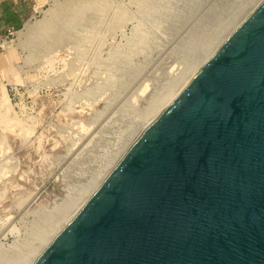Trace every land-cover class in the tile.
<instances>
[{"label":"water","instance_id":"obj_1","mask_svg":"<svg viewBox=\"0 0 264 264\" xmlns=\"http://www.w3.org/2000/svg\"><path fill=\"white\" fill-rule=\"evenodd\" d=\"M35 264H264V0Z\"/></svg>","mask_w":264,"mask_h":264},{"label":"rangeland","instance_id":"obj_2","mask_svg":"<svg viewBox=\"0 0 264 264\" xmlns=\"http://www.w3.org/2000/svg\"><path fill=\"white\" fill-rule=\"evenodd\" d=\"M24 1L25 21L30 25L53 9H62L64 19L77 11L85 16L90 6L108 11L113 5L111 0ZM124 22L110 24L93 48L77 36L71 47L67 37L56 35L46 45L25 50L18 41L23 28L13 31L0 23L1 248L23 243L41 215L58 214L88 188L129 134L130 121L121 113L133 95L136 93L133 100L142 102L141 107L156 93L158 76L163 83L179 40L163 48L164 41L156 44L162 40L154 36L144 54L128 53L132 64L134 61L131 67L143 68L137 86L128 91L122 86L129 79L121 80L116 71H108L113 56L127 52L132 26Z\"/></svg>","mask_w":264,"mask_h":264},{"label":"bare ground","instance_id":"obj_3","mask_svg":"<svg viewBox=\"0 0 264 264\" xmlns=\"http://www.w3.org/2000/svg\"><path fill=\"white\" fill-rule=\"evenodd\" d=\"M262 1L111 0L113 5L112 7H107L108 11H104L103 7L100 6H90V11L86 13L87 15L82 16L77 11L71 17L64 18L65 20L63 19L64 15L60 12L62 9H53L47 12L40 22H35L33 25L27 24L18 32L19 45L24 50L38 45H46L47 41L53 40L56 35H60L62 38L67 37L66 41L71 47H73V40L77 36V39H85V42L91 44L90 47L93 48L95 44H99V38L101 39L107 33L110 24L128 22L132 26V35L125 46L127 47V52L113 56L110 70H108L110 72L116 71L115 73L120 74L121 80L129 79L122 86L126 91L135 86L141 75L143 76V71L141 70L143 68L134 69V67H131L132 61L128 53L141 51V54H144L148 43L152 42L151 40H153L154 36L158 40H162L156 41L158 42L156 44L162 45L164 41L165 44L163 45L165 46L163 48L170 44L173 45L172 42L176 40H179V43H177V51L173 52V55L171 54V58L174 60L170 65L172 67L171 70L169 66L163 83H161L162 80L159 79V76L156 78L158 79L157 90L155 89L156 93H153L154 95L151 97L149 96L150 99H147L148 102L144 103L141 106L142 108L139 106L142 102L137 103L140 101L133 100L137 98L134 97L136 93L132 94L133 98L124 109L125 113H121L123 118L130 121L129 134L123 139V142L119 143L118 149L111 153L112 156L106 159L102 166L103 168L97 173L88 188L81 192L76 199L65 205L58 214L45 213L41 215L33 226L29 228L25 242L10 246L7 249L0 247V264H35L39 260L57 235L91 198L134 143ZM69 15L71 14L69 13ZM76 16L78 21L75 19ZM77 26L80 28L76 29ZM103 27L105 31L101 30ZM121 32H123V28H121ZM113 35L108 36L113 38ZM85 49L87 50V48ZM134 56L136 57V54ZM114 75L110 80L113 81ZM145 88L141 89L140 93ZM144 99H146V96H144Z\"/></svg>","mask_w":264,"mask_h":264},{"label":"crops","instance_id":"obj_4","mask_svg":"<svg viewBox=\"0 0 264 264\" xmlns=\"http://www.w3.org/2000/svg\"><path fill=\"white\" fill-rule=\"evenodd\" d=\"M24 2V0H0V23L13 31L30 24L31 22L25 21L27 12H24Z\"/></svg>","mask_w":264,"mask_h":264}]
</instances>
